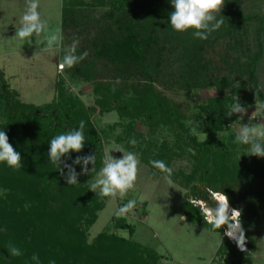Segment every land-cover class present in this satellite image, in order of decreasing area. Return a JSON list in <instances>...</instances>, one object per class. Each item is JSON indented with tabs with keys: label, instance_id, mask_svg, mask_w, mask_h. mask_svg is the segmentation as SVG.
<instances>
[{
	"label": "trees",
	"instance_id": "16d2710c",
	"mask_svg": "<svg viewBox=\"0 0 264 264\" xmlns=\"http://www.w3.org/2000/svg\"><path fill=\"white\" fill-rule=\"evenodd\" d=\"M244 1L224 0L220 14L216 13L218 18L220 15L224 18V24L205 41L194 39L191 30L184 33L173 30L169 23L173 10L169 0H93L91 4L78 3L79 8L73 3L66 4L61 11L62 29L74 31L76 40L83 37L84 44L77 48V54L87 52V56L65 71L84 81H96V75L107 74L113 84L95 86L101 93L98 105L118 101L115 110L120 117L131 121V135H138L132 127L136 120L149 126L150 133L160 126H177L175 110L155 90V85L186 96L192 91L215 89L218 96L199 108L214 125V131L221 132L226 120L238 119L226 115L235 95H241L243 106L264 104V13L260 6L245 10ZM105 8V11H96ZM219 44L225 45L227 54L221 61L235 78L232 83L220 77L221 69L206 58L207 51ZM132 80L136 84L131 87V94L136 97L123 102L121 92L126 91V83ZM115 83H123L122 89L116 88ZM63 85L62 81L56 84L57 100L48 106L50 113H46L47 108L34 106L11 109L8 93L5 98L8 110L6 122L0 128L4 127L9 143L20 153L22 167L15 170L0 163V185L8 192L0 198V225L7 228L0 235V264H26L33 255L30 251L39 254L41 259L65 257L64 263L70 257L73 264H155V254L137 244L102 235L92 247L84 246L81 235L74 230L81 221L90 226L101 208L98 200L80 183L81 179L92 176L93 165L89 164V171L83 175L81 165H73L80 185H68L67 169H62V174L49 162L48 142L85 121L84 148L79 153L67 154L62 161L72 165L78 156L96 155L94 168L97 170L102 154L99 135L85 106L69 96ZM225 89H230L228 95ZM5 90L3 82L2 91ZM213 142L212 138L201 144L191 140L197 153L192 156L197 168L184 180L185 189L189 190L190 197L201 199L210 209L215 208L210 194L223 193L231 209L241 210L244 230L247 222L260 225L264 220V158L247 155L240 166L231 161L234 149L217 148ZM242 147L248 148L241 145L237 149ZM199 167L203 169L199 181L206 185L203 191L195 180ZM53 204L56 208L50 210ZM180 213L187 222L213 232L222 233L226 229V226L214 229L206 224L199 208L186 198ZM120 227L133 234L129 226L121 224ZM28 234L29 240H26ZM9 241L23 250V257L9 260L6 250ZM226 245L233 247L231 255L238 254L226 238L219 251L223 252ZM67 251H71L69 257Z\"/></svg>",
	"mask_w": 264,
	"mask_h": 264
},
{
	"label": "rangeland",
	"instance_id": "374dc122",
	"mask_svg": "<svg viewBox=\"0 0 264 264\" xmlns=\"http://www.w3.org/2000/svg\"><path fill=\"white\" fill-rule=\"evenodd\" d=\"M80 2L91 4L93 0H39L38 10L44 22L61 26L63 6L73 3L75 7L79 8L78 3ZM27 3L28 0H0V73L2 74V78H0V127L6 122L8 109L5 98L7 93L10 97L11 109L34 106L38 109L46 110L47 108L46 113H50L48 106L57 100L56 84L62 81L66 93L77 98L85 106L87 116L99 135L102 157L98 169L92 172V176L80 180V183L85 186L84 189H87L86 192H89L101 205L95 215V221L90 226L87 227L84 221L75 226L74 230L81 235L84 246L92 247L99 236L106 235L118 237L137 244L142 249L151 250L156 256L155 264H264V220L258 226L247 222V228L245 230L243 228L245 243L241 251L224 234L225 230L222 233H216L212 229L208 230L200 225H194L187 222L180 213L181 204L186 198L194 207L199 208L204 216V222L211 225L207 215L210 210L209 205L201 199L190 197L189 190L185 189L184 180L191 175L193 169L197 168V163L192 157H195L197 153L191 146V140L201 144L212 138L214 147L234 149L231 161L242 166L249 151L248 148L244 149L243 147L240 150L237 149L241 144L235 138L240 133L241 125H264V114L260 110L259 104L242 105L245 107L243 114L231 115L237 116V121L226 120L223 123L222 131L216 132L213 129L214 125L206 120L199 108L208 100L218 96L215 89L192 91L186 96L182 92L175 94L167 92L161 86L155 85V90L171 104V109L175 110L177 126L176 124L166 128L160 126L150 133L149 126H146L143 121L136 120L132 127L138 135H131L129 130V126L132 125L131 121L120 117L115 110V104L118 101L113 100L108 105H98L101 93L96 91L95 86L111 84V78L107 74L96 75V81L75 78L65 70V75L60 76L58 75V66L62 61L63 52L59 53V60V56L54 55L52 51L46 48L42 49L44 39L42 35L33 36L27 42L20 41L15 37V32L21 26ZM252 6L253 10L260 6L264 13V0L244 1L243 8L245 10ZM105 10L107 8L96 9L97 12ZM63 35L65 48L76 41L74 31L63 30ZM78 41L79 49V46L84 44L83 37H79ZM225 54H227L225 45L219 44L214 49L207 51L206 58L221 69L220 77H226L232 83L235 78L227 72V67L221 61ZM3 82L6 84L5 91H2ZM121 84L123 83L114 85L116 88L122 89ZM135 84V80L126 83V91L124 89L125 92H121L120 95L123 102L136 97L131 94V87ZM224 91L227 95L230 93V89ZM235 97L241 103V95L237 94ZM229 108L228 105V110ZM192 120L194 126L199 124L198 131L200 133H193L189 130ZM131 138L138 141L134 148L128 143ZM150 144L152 147H149ZM116 146H123L127 151L138 153L140 165L137 179L134 188L125 195L101 197L89 190L90 184L97 178L107 151ZM109 154L115 158H122L123 155L119 152H110ZM159 158L173 169L171 185L164 179V174L150 164V161ZM224 162L226 163L227 159H224ZM210 165L212 164L210 163ZM202 170V168H198L195 180L203 191L205 183L202 184L199 181L202 178ZM207 192L209 193L210 190L207 189ZM6 194H8L7 191ZM210 195L211 202L216 207L218 201L214 194ZM5 196L7 195L0 198ZM129 200H136V207L126 214L118 215V210ZM50 206V210L56 208L54 204ZM231 210L229 206V212ZM121 224L133 229V234L130 235L126 229L121 228ZM26 238L29 240V234ZM224 238L229 244H234L237 255H231L230 249L233 247L229 245H226L223 252L219 251ZM220 240H222V244L219 243ZM30 253L34 254L35 252L30 251ZM67 253L69 257L71 251H67ZM51 259H54L56 264H73L70 257L64 263L66 258L60 256L43 258L41 259L42 264H49Z\"/></svg>",
	"mask_w": 264,
	"mask_h": 264
},
{
	"label": "clouds",
	"instance_id": "9594fccd",
	"mask_svg": "<svg viewBox=\"0 0 264 264\" xmlns=\"http://www.w3.org/2000/svg\"><path fill=\"white\" fill-rule=\"evenodd\" d=\"M169 3L173 9L169 14V23L173 30L179 33L191 30V35L194 39L208 40L224 24V18L221 15L218 18L216 15V13L220 14L224 0H169ZM38 9L39 0H28L26 11L22 16L21 26L15 32V37L20 41L27 42L33 36L42 35L44 38L42 49L46 48L58 56L60 52L64 53L58 66V75L64 76L65 68L71 69L75 67L87 56V52L77 54L78 40L65 48L62 27L58 24L51 25L44 22ZM260 110L264 112V104L260 105ZM244 112L245 107L235 97L226 115L231 116L232 114H243ZM85 126L86 122L80 121L78 128L56 135L48 142L49 162L57 170H60L62 174V169H67L65 179L68 185H80L78 174L73 165H81V175L89 171L87 167L89 164L93 165L91 173L95 170L96 155L78 156L72 165L62 161V157H67V154L71 152L79 153L84 148ZM198 128L199 124L197 123L194 126L192 120L189 130L193 133H200ZM235 140L241 145L248 146L249 155L264 158V125H241L240 133ZM128 143L134 148L138 141L135 138H131ZM110 152L122 153V158H115L109 154ZM0 163H4L15 170H21L22 167L21 155L9 143L4 127L0 128ZM150 164L164 174V179L168 184L171 185L173 183V169L165 161L152 160ZM139 165L140 158L138 153L127 151L123 146L114 147L107 151L103 166L100 168L95 181L90 184L89 190L101 197H116L117 194L123 196L134 188ZM6 191V189L0 188V197L6 195ZM214 195L218 204L215 208L208 210V222L214 229H221L222 226H226L224 234L234 239L236 242H232L235 245L237 243V248L240 247L243 250L245 233L240 220L241 210L232 209L229 212L228 198L223 193H215ZM136 203V200H129L118 210L117 214L123 215L130 212L136 207ZM6 232L7 228L0 225V235ZM219 243L222 244V240ZM6 250L9 260L24 256L23 250L11 241L8 242ZM26 264H42L39 254L34 253L26 261ZM49 264H56V261L51 259Z\"/></svg>",
	"mask_w": 264,
	"mask_h": 264
},
{
	"label": "bare ground",
	"instance_id": "6f19581e",
	"mask_svg": "<svg viewBox=\"0 0 264 264\" xmlns=\"http://www.w3.org/2000/svg\"><path fill=\"white\" fill-rule=\"evenodd\" d=\"M229 238V237H228ZM230 239V241H233V242H236L234 239H232V238H229ZM236 245H237V243H236ZM244 246V245H243ZM239 249L241 250V248L239 247ZM242 251V250H241Z\"/></svg>",
	"mask_w": 264,
	"mask_h": 264
}]
</instances>
